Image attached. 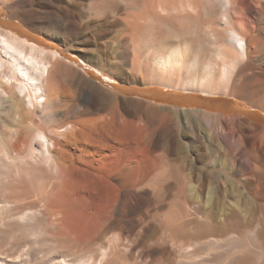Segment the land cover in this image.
<instances>
[{
	"label": "bare ground",
	"instance_id": "6f19581e",
	"mask_svg": "<svg viewBox=\"0 0 264 264\" xmlns=\"http://www.w3.org/2000/svg\"><path fill=\"white\" fill-rule=\"evenodd\" d=\"M0 6L18 22H0V264H264V229L239 235L237 202L193 183L169 108L80 88L77 60L57 48L80 50L85 73L104 81L199 104L205 119H264V0ZM257 54L261 71L247 72ZM253 124L208 136L239 144L249 213L264 216V172L249 154L264 157V130L257 142Z\"/></svg>",
	"mask_w": 264,
	"mask_h": 264
},
{
	"label": "rangeland",
	"instance_id": "374dc122",
	"mask_svg": "<svg viewBox=\"0 0 264 264\" xmlns=\"http://www.w3.org/2000/svg\"><path fill=\"white\" fill-rule=\"evenodd\" d=\"M5 20L18 23L16 19L11 18V15L7 9L2 8L0 6V22L5 21ZM23 21H25V20H22V23H23ZM23 27L26 28V26H24V25H23ZM28 32H30L31 34H33L35 36L42 37L44 40L48 41V38L46 37V35L44 34V32L42 30H37V31L31 30L30 31V29H29ZM29 41L34 42V41H32V39H29ZM63 46L64 45H62V44H57V48L60 51H62L66 55H70L71 57H73L77 60V63H78L77 68L80 71V73L85 76L84 79H78L80 88L88 89V91H91L92 93L105 92V90H106V92H109L111 94L115 93L121 97H132V98L137 97V99H142V100L148 99L147 101H149L150 103L160 105L163 107H168L170 110L169 111V117H171L172 123H174L178 128V132L180 133L179 138L180 137L182 138V139L180 138V140L182 142L185 141L184 143L186 144V146H188L186 148L187 152L186 153L184 152L182 154V157H186L184 155L188 154L187 157H191L193 159L192 160V167L190 168V176H192L191 178L193 179L192 180L193 183H195L197 185L199 183L200 184L204 183V184H206L207 187L212 188L216 193L219 191L218 195L220 196L219 198H221L222 201L224 200L225 202L226 201L228 202L231 199L230 202L231 201H232V203H235V201L237 202V203H235V204H237L235 207H236V212H237V216H238V217L236 216L237 217L236 220H237V224L242 223V225H240L241 227L238 226V229L236 230V233H238L239 235L245 236V233H243V231L245 229H246L245 231H248L249 229H251V227H253L255 225L264 229V222H263L264 216H263V214H261L258 211H254V210L253 211L251 210L250 211L251 213H249L248 209H251V206L253 209V205H252L253 202H251L253 199L247 193L249 190V187L244 184V181H243L244 176L242 174V170H240L241 168L233 161L234 160L233 158L235 155H232V154H236V151H238V148H239V144L232 143L233 145L232 144L226 145V144L222 143V141H220L218 136L216 137V133L218 134L221 132H225L226 130L227 131L232 130V127H233V129L234 128H236V129L242 128L241 130H243V128H244V131H246L248 125L254 123L253 125L259 126V128L257 130L258 133L256 134V141L258 142L260 134L264 130V119H262L261 116L249 117L245 114H241L240 116H236L237 118L240 117V118L244 119L242 122H239L237 120V118H235V113L231 110H227L221 114L223 118L219 117V118H217V120L215 118L205 119L199 113V110H204V108L202 106H200L199 104H195V103H192L189 101L188 102H182V101H178L176 98H172V97L168 98L167 96L165 97V96H159L156 94H149V93L142 92L141 89L144 88V85L141 84L140 82H136V81L133 82V80L109 79V81H104V79L106 78L105 74H104L105 75L104 76V75L96 73L98 76H100V78H99V77H95L91 74L85 73V69L90 70V72H92V71L94 72V69L91 66L90 62H88V64H86L84 62L85 60L83 58H80L81 56L75 57V55L78 54V52H81L80 50L73 49L71 51L74 53L68 54V52L64 51ZM51 49L54 50V48H51ZM73 54H75V55H73ZM261 54L263 55V52H261L260 55ZM260 59H261V57L258 56V54H257L256 59L253 61V63L249 64L251 67L247 66V68L248 67L251 68V69H247L248 70L247 72H251V71L259 72V71H261V67L258 65L261 62ZM100 79H103L102 83H101ZM116 81L120 85H122L124 88L117 90V88L112 86V84L114 85V83H116ZM109 82H111V84H109ZM131 87H135L136 89H139V90H133ZM187 88H184V90L182 89V91L201 93V92H198V91H196L190 87L188 89ZM161 89L162 90L163 89L170 90L172 88H169V87H163L162 88L161 87ZM154 98H156V100ZM163 99H165V100H163ZM241 102H244V101L241 100ZM217 112H219V110ZM261 113L264 116L263 110H261ZM221 118H222V120H221ZM230 119H232V120H230ZM243 122H245V124ZM177 124H179V125H177ZM214 125L216 128L214 127ZM221 126L223 127L222 130H220ZM212 127H214L216 133L214 134L215 136L212 135L214 137L210 138L208 136V134L211 135L210 129ZM186 133H188L189 135ZM249 154H250V157L253 158V160H252L253 167L256 168V169L254 168L255 170H258L257 173L264 172V157L262 158L260 153H257L254 151H250ZM200 156L203 157L202 158L203 160L200 159L201 158ZM231 158H232V161H231ZM230 162H232V164ZM177 163L181 164L182 161L179 159V160H177ZM195 179H196V181H195ZM234 190H236V191H234ZM221 194L224 197H222ZM244 195L246 198L244 197ZM247 197H250V198H247ZM227 198H229V199L227 200ZM247 199L248 200L250 199L249 203H248ZM239 201L241 204L239 203ZM246 202H247V204H246ZM240 205L241 206L243 205L242 206L243 209L241 208ZM245 210L247 212H245ZM238 211H240V212L243 211V213L241 212L242 213L241 214ZM244 214L246 215V217L244 216ZM252 214H253V216H252ZM250 216H252V217H250ZM241 217H243V218H241ZM239 219H241V222ZM252 219H253V221H252ZM245 222L248 223L249 225H247ZM250 225H252V226H250ZM195 232H196L195 228H190L189 230H187V233L190 236H193L195 234Z\"/></svg>",
	"mask_w": 264,
	"mask_h": 264
}]
</instances>
